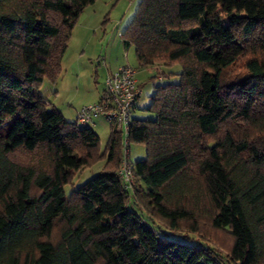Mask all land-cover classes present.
<instances>
[{
    "label": "trees",
    "instance_id": "16d2710c",
    "mask_svg": "<svg viewBox=\"0 0 264 264\" xmlns=\"http://www.w3.org/2000/svg\"><path fill=\"white\" fill-rule=\"evenodd\" d=\"M94 2L0 0V264H264V0H139L122 43L139 67L179 66V80L157 68L153 118L134 105L127 147L145 157L132 192L110 126L104 170L66 197L100 138L39 86Z\"/></svg>",
    "mask_w": 264,
    "mask_h": 264
},
{
    "label": "rangeland",
    "instance_id": "374dc122",
    "mask_svg": "<svg viewBox=\"0 0 264 264\" xmlns=\"http://www.w3.org/2000/svg\"><path fill=\"white\" fill-rule=\"evenodd\" d=\"M138 2L139 0H95L93 4L85 7L77 18L67 49L60 61L59 74L53 80L45 78L39 86V93L50 106L59 107L68 121L73 122L75 113L80 107L99 99L104 73L109 69L108 72L122 65L135 69V76L140 81L141 89L133 113L136 119L153 118V114L146 109L151 102L154 88L160 84L156 78L158 74L167 73L170 76L168 80L173 83L179 80L177 75L180 71L179 66L139 67L133 46L123 45L121 34L132 19ZM220 20L225 22L226 18L221 16ZM112 66L118 67L113 69ZM157 68L161 69L158 74L155 72ZM238 72H242L240 65H236L229 73ZM94 121L96 126L92 129L100 138L98 147L100 158L81 169L71 182L65 185L66 197L71 190L104 170L106 157L102 155L106 154L105 147L110 135V125L101 118H95ZM127 149L132 163L145 157L143 144L129 143ZM129 208H133L132 204H129ZM200 231H204L203 235L220 251L228 250L230 239L227 234L208 231L205 226L200 227Z\"/></svg>",
    "mask_w": 264,
    "mask_h": 264
},
{
    "label": "built area",
    "instance_id": "2783aa9c",
    "mask_svg": "<svg viewBox=\"0 0 264 264\" xmlns=\"http://www.w3.org/2000/svg\"><path fill=\"white\" fill-rule=\"evenodd\" d=\"M135 74V69L128 65L108 72L103 78L99 99L80 107L75 117L78 124L91 126L96 125L95 118H101L121 133L122 159L118 177L127 192H132L134 187L133 163L129 160L127 149V130L134 105L140 96L139 82Z\"/></svg>",
    "mask_w": 264,
    "mask_h": 264
},
{
    "label": "crops",
    "instance_id": "0c3cea01",
    "mask_svg": "<svg viewBox=\"0 0 264 264\" xmlns=\"http://www.w3.org/2000/svg\"><path fill=\"white\" fill-rule=\"evenodd\" d=\"M116 67H118V66H112L113 69L116 68ZM149 68H152V67H149ZM109 70H110V69H109ZM109 70H107V71L104 73V76H105V74H106ZM137 80H138V79H137ZM138 81H139V80H138ZM139 83H140V81H139ZM58 108H59V107H58ZM59 110L61 111L62 114H64L60 108H59ZM75 117H76V113H75V116H74V120H75ZM74 120H73V121H74Z\"/></svg>",
    "mask_w": 264,
    "mask_h": 264
}]
</instances>
